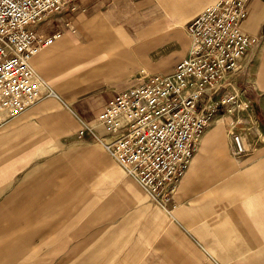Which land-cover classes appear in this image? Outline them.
<instances>
[{
  "label": "crops",
  "instance_id": "obj_1",
  "mask_svg": "<svg viewBox=\"0 0 264 264\" xmlns=\"http://www.w3.org/2000/svg\"><path fill=\"white\" fill-rule=\"evenodd\" d=\"M149 1L79 0L70 11L66 6L46 13L31 26L40 37L60 34L31 59L53 92L19 116L0 113V152L6 147L19 154L55 153L79 137L85 124L97 123L107 103L138 83L143 72L174 71L190 45L188 34L174 25L197 15L209 0H157L172 16L170 22ZM133 2L147 3L143 17L139 10L132 12ZM242 28L256 39L242 61L243 74L251 70L253 87L235 81L214 95L220 96L216 104L232 113L227 120L232 133H218L220 122L211 121L167 206L145 192L109 153L112 162L100 164L96 177L93 172L74 177L77 162L62 163L51 183L39 175L12 177L16 182L0 201L28 203L26 217L53 211L59 219L51 239L45 233L43 241L21 247L26 253L20 264H264V145L250 146L245 158L232 150L235 133L251 136L245 128L254 121L245 105H264V0L250 1ZM175 43L184 44L177 57L175 49L157 60L150 57L153 47ZM137 72L139 79L125 82L122 75ZM233 75L227 77L228 86ZM228 92L237 95L235 104L222 105ZM253 92L262 94L252 97ZM30 138L29 148L23 143ZM76 150L89 151L86 146Z\"/></svg>",
  "mask_w": 264,
  "mask_h": 264
},
{
  "label": "built area",
  "instance_id": "obj_2",
  "mask_svg": "<svg viewBox=\"0 0 264 264\" xmlns=\"http://www.w3.org/2000/svg\"><path fill=\"white\" fill-rule=\"evenodd\" d=\"M71 1L0 0V109L9 117L52 94L31 59L60 34L40 37L31 26ZM250 1L217 0L200 11L186 24L189 51L173 72H143L138 83L107 103L97 123L80 130L81 136L100 141L125 173L164 207L212 118L214 95L229 85V75L243 70L242 61L256 43L242 28ZM236 97L225 93L221 104H235ZM233 142L236 155L247 151L241 134L235 133Z\"/></svg>",
  "mask_w": 264,
  "mask_h": 264
},
{
  "label": "rangeland",
  "instance_id": "obj_3",
  "mask_svg": "<svg viewBox=\"0 0 264 264\" xmlns=\"http://www.w3.org/2000/svg\"><path fill=\"white\" fill-rule=\"evenodd\" d=\"M149 1V0H148ZM150 2L151 9L155 6H157V9L160 10V18H165L169 22L172 21V16L170 13L161 8L159 2L157 0H151ZM217 0H209L207 1L204 6L201 8L203 9L207 5H210L214 3ZM79 0H73L66 4V6L69 8L74 7L75 4H77ZM210 3V4H209ZM128 4V3H127ZM133 6L132 12L134 11H140L141 14L140 17L144 16V7L147 6L146 4H138L133 2V4H130ZM155 5V6H154ZM140 6L142 8H140ZM127 7V6H126ZM150 7V6H149ZM77 9V8H76ZM154 9V8H153ZM198 10L196 13L201 11ZM130 12V11H129ZM195 15V14H194ZM192 15V16H194ZM190 16V17H192ZM189 17V18H190ZM186 18L174 25L176 28H181L184 33L186 32L185 28V22ZM137 27H139V22H136L133 29L135 30ZM135 33V32H134ZM185 42V40H184ZM184 46V44H183ZM179 43H175L174 45H170L168 48H164L163 46L160 47H153L149 53L150 57L153 60L160 59L163 54L170 51V49H175V57L180 54V51L183 47ZM172 60H167L166 63H171ZM248 69V68H247ZM247 73L243 74L244 72L240 71L235 73L231 78V85L224 87L221 89V92H223L225 89L228 90L229 87H233L234 82H238L237 86L239 87H246V85H251L254 82L253 75L251 74V70L248 69ZM124 76L125 82L128 81H136L140 78L139 72L137 73H126ZM233 82V83H232ZM252 92V91H251ZM254 93V94H253ZM252 93V97L254 96H264V91L260 94H256V92ZM220 96H217L214 98L215 103L217 102V99ZM243 98V97H242ZM251 107V108H250ZM238 107H236L237 109ZM246 110L245 113L251 112L250 114L253 116V124L246 126L245 124L239 123L240 127L246 126L245 131L247 133H250L251 136L249 138L246 137L244 139L247 147V151L242 155H236L234 153V142H232V150L234 155L237 158H245L248 155V152L250 151V146H256V145H264V105H258L254 107V104L252 106L249 104V106H245ZM239 109V108H238ZM233 112H236L233 110ZM0 113L6 114L5 111L0 109ZM233 117L232 113H229L228 107H223L215 105V111L213 112L212 118L206 128L209 129V125L213 119H217L220 122L221 130L218 133H232L229 131L227 120L229 118ZM251 120V118H248ZM244 120V119H243ZM204 131V133L206 132ZM4 133H0V138H3ZM243 137V136H242ZM33 138H30L28 143L26 140L24 141L23 145H32ZM86 146L88 147L89 151L86 152H80L76 149ZM13 149V152H11ZM10 151H8L5 147L4 152H0V197H4V193L7 189L11 187L10 183H12V177L14 178H22V177H35L37 175L44 177L46 179L47 183L52 182V178L55 176V174L60 172L59 167H62V163L64 162H77L78 163V169H76V174L74 177L81 179L84 177L85 172H93L94 177H96L95 173L97 172V167L100 164L112 162V159L109 157L108 152L106 151L104 145L96 140L95 138L91 137L90 135H84L79 137H75L73 139H70L69 141H66L60 145L58 149H56L55 153L52 154H19L16 152L14 148H12ZM82 168V169H80ZM87 168V169H84ZM3 169V170H2ZM16 180H14L13 183H15ZM52 188V187H51ZM80 187L78 186V189ZM26 202H5L0 201V264H20L21 257L24 253H26V250L21 249L23 246H27L28 242H35L38 240L43 241V235L45 233H49V239L52 238L51 234L54 231H57V229L53 230V224L54 222H58L59 219L56 217H53L52 213L53 211H50L48 216L45 217H26L25 215L28 213L27 211V205ZM59 227V224L56 225V227ZM53 230V231H52ZM39 238V239H38ZM23 244V245H22ZM36 250V249H35ZM34 250V251H35ZM33 250H30L31 252ZM28 252V251H27ZM32 253V252H31Z\"/></svg>",
  "mask_w": 264,
  "mask_h": 264
}]
</instances>
